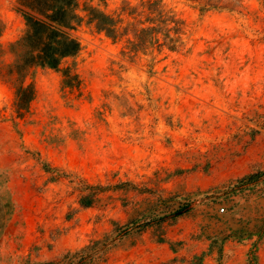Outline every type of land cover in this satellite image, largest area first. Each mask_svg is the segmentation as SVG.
Listing matches in <instances>:
<instances>
[{
    "label": "rangeland",
    "instance_id": "rangeland-1",
    "mask_svg": "<svg viewBox=\"0 0 264 264\" xmlns=\"http://www.w3.org/2000/svg\"><path fill=\"white\" fill-rule=\"evenodd\" d=\"M16 1L0 0V264H127L144 235L159 264H264V0H161L184 23L174 51L129 45L142 0H80L125 9L124 36L83 22L80 52L27 78L21 117Z\"/></svg>",
    "mask_w": 264,
    "mask_h": 264
},
{
    "label": "trees",
    "instance_id": "trees-1",
    "mask_svg": "<svg viewBox=\"0 0 264 264\" xmlns=\"http://www.w3.org/2000/svg\"><path fill=\"white\" fill-rule=\"evenodd\" d=\"M190 1L205 10L226 9L235 2L241 6L240 0ZM16 4V11L23 17L27 30L20 39L10 45L14 62L9 67V74L13 77L12 84L15 89V113L21 117L35 97L33 83H26L32 71L35 68L57 70L65 59L75 57L81 50V42L73 32L85 21L114 40L123 37L120 25L126 10L122 9L121 13L115 14H107L93 6H85L81 10L80 0H17ZM135 11V20L146 17L150 26L147 29L135 30V40H129L130 46H136L137 40L147 32L151 35L153 43L161 47L172 51L179 47L184 23L172 12L167 11L161 0H142ZM139 24L141 26L143 23ZM82 205L89 206L90 202H84ZM6 219L7 217L3 218V221Z\"/></svg>",
    "mask_w": 264,
    "mask_h": 264
},
{
    "label": "crops",
    "instance_id": "crops-1",
    "mask_svg": "<svg viewBox=\"0 0 264 264\" xmlns=\"http://www.w3.org/2000/svg\"><path fill=\"white\" fill-rule=\"evenodd\" d=\"M169 255L166 245H157L155 241L144 235L142 240L122 257L127 259V264H151V259L153 264H159L162 260L168 259Z\"/></svg>",
    "mask_w": 264,
    "mask_h": 264
}]
</instances>
